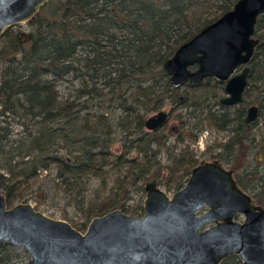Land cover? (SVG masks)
<instances>
[{
    "label": "trees",
    "instance_id": "trees-1",
    "mask_svg": "<svg viewBox=\"0 0 264 264\" xmlns=\"http://www.w3.org/2000/svg\"><path fill=\"white\" fill-rule=\"evenodd\" d=\"M237 1L50 0L29 29L7 28L0 35V194L8 206L30 200L39 206L50 191L63 193L84 213L85 222L73 225L80 231L116 209L140 217L146 180L175 192L186 185L200 162L193 145L208 125L232 132L215 158L234 168L239 184L264 205V169L235 158L253 144L247 104L264 103V14L244 105L219 108L225 83L215 78L174 88L163 68ZM168 103L172 115L186 108L188 116L169 135L146 131L147 116ZM171 140L178 151L163 165L159 157L163 147L172 155ZM44 172L51 183L38 186ZM95 179L103 194L86 197ZM16 257L14 246L0 242V264ZM222 264L243 263L232 255Z\"/></svg>",
    "mask_w": 264,
    "mask_h": 264
},
{
    "label": "water",
    "instance_id": "water-1",
    "mask_svg": "<svg viewBox=\"0 0 264 264\" xmlns=\"http://www.w3.org/2000/svg\"><path fill=\"white\" fill-rule=\"evenodd\" d=\"M49 1L0 0V35L32 20ZM262 14L264 0H238L182 44L163 65L172 86L216 78L226 82L223 105L244 103ZM170 115L160 110L149 116L146 129L157 132ZM257 115L251 107L246 121ZM144 190L142 216L112 210L93 218L85 232L31 202L9 207L0 194V242L23 248L27 264H222L232 255L243 264H264V205L221 161L198 164L173 196L156 179L146 181Z\"/></svg>",
    "mask_w": 264,
    "mask_h": 264
},
{
    "label": "rangeland",
    "instance_id": "rangeland-1",
    "mask_svg": "<svg viewBox=\"0 0 264 264\" xmlns=\"http://www.w3.org/2000/svg\"><path fill=\"white\" fill-rule=\"evenodd\" d=\"M19 25L22 27V29L30 28L27 23H22ZM172 107H173L172 104L168 103L166 106L163 107L162 110H166L170 112L172 110ZM157 112H152L147 117ZM185 116H188V111L186 108L176 109L173 115L171 116L167 127L163 130L164 133L167 135L171 134V132L173 131V130L171 131V128H175V126H178L180 119ZM188 121L191 122L192 124H195L198 122V120H194V119H190ZM121 130L122 129H119V132L117 136L115 137V143L117 144L116 146L118 147H121L122 145L121 140L123 139V136H124V132H122ZM146 131L148 130L146 129ZM253 133H254L253 136L255 138V141L253 142V144H251V146L247 148L246 152L241 153V151H239V153L235 154V158L237 157V160L241 161L242 163L244 162L245 167L246 166L252 167L253 165H256L257 162L255 161V157L259 153L264 155L263 154L264 152V109L262 110V115L260 116L258 122L253 127ZM229 135H230V131H218L217 129L212 128L209 125L206 126L204 131L201 133V136L199 137L198 141L195 143V145H193L194 149L197 150V153H198L197 157L199 158V160L205 161V160L215 158V154L223 150V148L221 147V144H224L226 142V139L229 137ZM158 138L160 139L161 136L157 135V139ZM171 141L172 142L170 145L173 146L171 149L172 155H170V152L169 150H167V148L163 147V150L159 157L160 158L159 161H161L163 165L167 164L171 160V157H173V155L178 151V149L175 148L174 141L173 140ZM201 141H202V144L200 143ZM154 147L158 148V144L156 143ZM132 154H136V153L132 152ZM263 166H264V156H263ZM46 174L49 175V172L43 173L40 180L37 182L38 186L40 184H44V186H46L51 183V181H49V177L47 178L45 177ZM44 179H46L45 182H44ZM148 180H151V179H148ZM145 182H144V186H145ZM159 186L161 187V189L166 191L169 196H173L175 191H168L166 190L164 186L160 184ZM87 190L88 192H87L86 197H90V196L95 197L98 193L103 194L104 186L102 184V181L98 179L93 180L91 183L87 185ZM50 192H52V194L49 195L46 199L44 200L42 199L43 204L39 206H37L36 202L33 200H30L28 202H31L32 204L35 205V207L36 206L38 207L37 209L42 210L55 218L63 219V217L67 215L69 219L68 220L66 219V221L70 222L72 225H78L82 222H85L86 219H85L84 213L82 210H79L76 208V203L74 204L73 201H71V199L66 198V195L63 193H60L58 196H55L54 194L55 191H50ZM240 219L242 220L243 218L240 217ZM85 231H82V232H85ZM15 250L17 252V257L14 260V264H27L30 259V255L23 248L15 247Z\"/></svg>",
    "mask_w": 264,
    "mask_h": 264
},
{
    "label": "flooded vegetation",
    "instance_id": "flooded-vegetation-1",
    "mask_svg": "<svg viewBox=\"0 0 264 264\" xmlns=\"http://www.w3.org/2000/svg\"><path fill=\"white\" fill-rule=\"evenodd\" d=\"M249 66H250V64H249ZM242 69L243 68H240V71H242ZM250 72H251V69H250ZM249 77H250V75H249ZM216 79V78H215ZM218 81H220V80H218ZM222 82V81H221ZM223 83H225V86H226V82H223ZM249 85V84H248ZM248 88V87H247ZM247 88H246V90H247ZM225 89V88H224ZM246 92V91H245ZM224 93H225V90H224ZM224 97H226V95H224L221 99H220V106H219V108H222V107H226V108H231V109H236L237 107H239V106H242V105H244L245 104V93H244V103H242V104H237V105H223L222 103H221V100L224 98ZM257 107L258 108V115H257V119L255 120V121H253V122H247L246 121V119H247V117H248V115H249V109L251 108V107ZM264 109V103L263 104H259V103H253V104H247V106H246V112H245V117H244V120H245V124L248 126V128H250V136L252 137V139H253V142L255 141V138H254V133H253V127L255 126V124L258 122V120H259V118H260V116L262 115V110ZM171 116L172 115H170V118H171ZM170 121V120H169ZM168 123L169 122H167L166 124H165V126L164 127H162L161 129H159L158 131H162V130H164L166 127H167V125H168ZM171 129H173L174 130V128H171ZM222 131H230V130H222ZM232 135V132L230 131V135H229V137L226 139V141L230 138V136ZM201 144H202V141L200 142ZM220 152H222V151H220ZM220 152H218V153H220ZM217 153V154H218ZM217 154H215V156L217 155ZM263 154H264V152H263ZM263 156L264 155H262V154H258L256 157H255V161L257 162L256 164H260L261 165V168H263L264 169V166H263ZM209 160H219V161H221L222 162V160H220L219 158H213V159H209ZM201 162H203V161H200L198 164H200ZM226 167H228V168H230V169H232V170H234L235 171V173H236V170L234 169V168H232V167H230L229 165H227V164H225L224 162H222ZM197 164V165H198ZM196 165V166H197ZM195 166V167H196ZM236 178H237V176H236ZM238 180V179H237ZM239 183V182H238ZM248 192V191H247ZM252 195V194H251ZM253 196V195H252ZM255 199V198H254ZM257 202V201H256Z\"/></svg>",
    "mask_w": 264,
    "mask_h": 264
},
{
    "label": "bare ground",
    "instance_id": "bare-ground-1",
    "mask_svg": "<svg viewBox=\"0 0 264 264\" xmlns=\"http://www.w3.org/2000/svg\"><path fill=\"white\" fill-rule=\"evenodd\" d=\"M238 181V180H237Z\"/></svg>",
    "mask_w": 264,
    "mask_h": 264
}]
</instances>
